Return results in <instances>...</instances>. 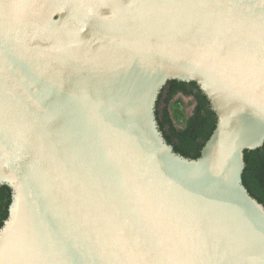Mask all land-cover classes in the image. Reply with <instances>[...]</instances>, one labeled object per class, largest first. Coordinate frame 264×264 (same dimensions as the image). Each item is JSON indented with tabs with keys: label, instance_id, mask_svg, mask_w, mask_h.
<instances>
[{
	"label": "water",
	"instance_id": "1",
	"mask_svg": "<svg viewBox=\"0 0 264 264\" xmlns=\"http://www.w3.org/2000/svg\"><path fill=\"white\" fill-rule=\"evenodd\" d=\"M195 82L197 158L155 107ZM264 0H0V264H264Z\"/></svg>",
	"mask_w": 264,
	"mask_h": 264
},
{
	"label": "trees",
	"instance_id": "2",
	"mask_svg": "<svg viewBox=\"0 0 264 264\" xmlns=\"http://www.w3.org/2000/svg\"><path fill=\"white\" fill-rule=\"evenodd\" d=\"M184 98L189 101L185 103ZM155 115L166 142L176 153L187 158L200 156L216 124V115L195 82L168 81L158 95ZM244 162L242 183L264 206V144L254 150H245ZM10 195V189L1 185L0 228L8 215Z\"/></svg>",
	"mask_w": 264,
	"mask_h": 264
},
{
	"label": "rangeland",
	"instance_id": "3",
	"mask_svg": "<svg viewBox=\"0 0 264 264\" xmlns=\"http://www.w3.org/2000/svg\"><path fill=\"white\" fill-rule=\"evenodd\" d=\"M188 101H189L188 98H184V102H185V103H187ZM185 105H186V104H185ZM185 105H184V106H185ZM187 108H190V107L188 106Z\"/></svg>",
	"mask_w": 264,
	"mask_h": 264
}]
</instances>
